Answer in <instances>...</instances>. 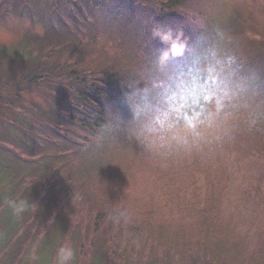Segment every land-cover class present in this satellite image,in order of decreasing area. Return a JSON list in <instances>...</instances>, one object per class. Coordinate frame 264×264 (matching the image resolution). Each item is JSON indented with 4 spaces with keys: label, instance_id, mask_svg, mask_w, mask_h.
<instances>
[{
    "label": "rangeland",
    "instance_id": "obj_1",
    "mask_svg": "<svg viewBox=\"0 0 264 264\" xmlns=\"http://www.w3.org/2000/svg\"><path fill=\"white\" fill-rule=\"evenodd\" d=\"M157 25L181 29L190 48L210 25L225 28L244 70L264 86V0H0V129L3 117L32 121L50 112L53 121V97H73L64 79L72 71L118 77V111L126 82L166 46L152 37ZM245 116L204 153L162 162L129 133L84 148L74 163L52 156L55 170L52 161L29 166L0 197V213L13 210L10 201L30 205L25 223L35 225L23 224L2 246L1 264H36L43 228L62 233L51 261L38 264H57L61 246L74 251L69 264H264V117L250 127ZM19 124L23 135L33 129ZM86 157L94 161L82 168Z\"/></svg>",
    "mask_w": 264,
    "mask_h": 264
},
{
    "label": "clouds",
    "instance_id": "obj_2",
    "mask_svg": "<svg viewBox=\"0 0 264 264\" xmlns=\"http://www.w3.org/2000/svg\"><path fill=\"white\" fill-rule=\"evenodd\" d=\"M152 37L166 46L126 82L127 116L107 108L94 144L131 133L147 155L165 162L219 146L231 137L241 112L250 127L264 117V86L244 70L228 30L210 25L204 40L191 48L181 29L157 25ZM210 75L217 80L213 86L205 83ZM9 206L24 210L16 201ZM73 256L70 246H61L57 264H69Z\"/></svg>",
    "mask_w": 264,
    "mask_h": 264
},
{
    "label": "trees",
    "instance_id": "obj_3",
    "mask_svg": "<svg viewBox=\"0 0 264 264\" xmlns=\"http://www.w3.org/2000/svg\"><path fill=\"white\" fill-rule=\"evenodd\" d=\"M70 74V76L66 74L64 79L69 81V86H71L69 89L74 90L73 97L69 98L64 95L53 97L51 104L53 113L56 116L53 121L49 120L50 112L39 119L33 118L32 121L22 120V118L17 119L16 116L14 119L2 118V128L0 129V197L3 196V193L17 189L19 186L17 180L23 177L27 178L30 167L37 168L39 165H48V161H52L49 169L55 170L52 156L59 155V157H63V161L74 163L84 148H88L92 144L93 146L96 145L93 143V137L106 119L107 108L116 105L117 100L121 97L114 94V92H118L114 81L118 77L105 74V72L103 75L90 77L86 71L83 74L72 71ZM48 75L51 76V74ZM39 79V76H35L32 81H38ZM17 96L19 97L20 94ZM3 108L11 111L10 107ZM52 110L49 109L48 111L52 112ZM118 111L127 113L124 101L121 102ZM57 120L59 122H54ZM19 121H23L28 127H33L32 131H25V135L21 134L22 128H20ZM112 140L113 137H109L105 141L111 143ZM91 161H94V158H84L82 168ZM10 168H13V170ZM70 177H72L70 183L77 181L75 173H72ZM5 179L6 182H9V185H6L7 190H4L5 185L1 183ZM14 182H17L18 185H12ZM53 186L56 187V181L55 185L52 183L51 188ZM6 197L3 199L5 200ZM49 198L50 195L47 194L46 200ZM41 203L44 205L43 202ZM48 203H51L50 199ZM29 206L23 205L24 210L19 213L11 208L0 213V250L5 244L12 243L17 233L24 227L23 224L25 227L32 225V223L35 225L34 221H31V224L29 221L25 223V213L29 211ZM38 227L39 223L37 224ZM40 227L43 228V226ZM43 230L45 235L39 240L40 245L35 258L38 262L44 260L49 263L52 257L49 247L60 238L62 229L58 231L57 228H47L46 230L43 228ZM4 262H7V260H3L0 256V264ZM98 263V261H95L94 264Z\"/></svg>",
    "mask_w": 264,
    "mask_h": 264
}]
</instances>
